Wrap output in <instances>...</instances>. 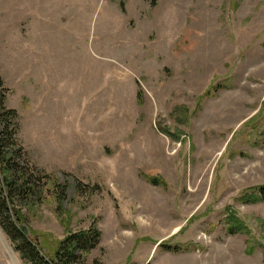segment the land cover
Returning <instances> with one entry per match:
<instances>
[{
	"label": "rangeland",
	"instance_id": "rangeland-1",
	"mask_svg": "<svg viewBox=\"0 0 264 264\" xmlns=\"http://www.w3.org/2000/svg\"><path fill=\"white\" fill-rule=\"evenodd\" d=\"M35 1L0 0L26 227L98 230L79 264H264V202L239 201L264 185V0ZM0 264H26L1 229Z\"/></svg>",
	"mask_w": 264,
	"mask_h": 264
},
{
	"label": "trees",
	"instance_id": "trees-1",
	"mask_svg": "<svg viewBox=\"0 0 264 264\" xmlns=\"http://www.w3.org/2000/svg\"><path fill=\"white\" fill-rule=\"evenodd\" d=\"M156 2L157 0H152L151 6L154 7ZM7 93L0 77V229L11 243L13 250L26 264L84 262L99 243L101 234L98 230L90 229L70 234L63 240H53L47 235L31 232L26 227L27 220L21 212V207L32 201L30 195L34 196L33 192L40 183V178L21 163L24 160V152L16 140L18 114L6 106ZM168 133L166 132V135H169ZM147 181L154 185L159 183L158 179L153 177H148ZM250 191V194H244L239 201L247 204L264 202V185ZM229 210H226L227 216L224 220L226 233L249 236L248 228L234 212ZM247 249H249L248 253L252 251L249 246ZM168 251L178 252L179 248H168Z\"/></svg>",
	"mask_w": 264,
	"mask_h": 264
},
{
	"label": "crops",
	"instance_id": "crops-1",
	"mask_svg": "<svg viewBox=\"0 0 264 264\" xmlns=\"http://www.w3.org/2000/svg\"><path fill=\"white\" fill-rule=\"evenodd\" d=\"M7 1V0H5ZM40 6V0H36L34 3H33V7H39Z\"/></svg>",
	"mask_w": 264,
	"mask_h": 264
}]
</instances>
